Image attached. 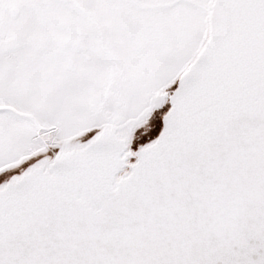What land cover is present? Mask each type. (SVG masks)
Returning <instances> with one entry per match:
<instances>
[{"label": "snow or ice", "instance_id": "snow-or-ice-1", "mask_svg": "<svg viewBox=\"0 0 264 264\" xmlns=\"http://www.w3.org/2000/svg\"><path fill=\"white\" fill-rule=\"evenodd\" d=\"M0 264H264V0H0Z\"/></svg>", "mask_w": 264, "mask_h": 264}]
</instances>
